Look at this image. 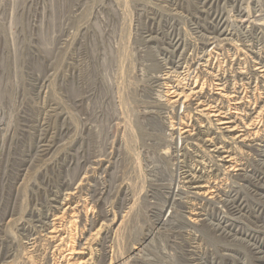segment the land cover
<instances>
[{"label":"rangeland","instance_id":"374dc122","mask_svg":"<svg viewBox=\"0 0 264 264\" xmlns=\"http://www.w3.org/2000/svg\"><path fill=\"white\" fill-rule=\"evenodd\" d=\"M263 70L264 0H0V264H264Z\"/></svg>","mask_w":264,"mask_h":264},{"label":"bare ground","instance_id":"6f19581e","mask_svg":"<svg viewBox=\"0 0 264 264\" xmlns=\"http://www.w3.org/2000/svg\"><path fill=\"white\" fill-rule=\"evenodd\" d=\"M260 73H263V78H264V70L263 71H261ZM195 91V90H194ZM173 92V91H172ZM198 93V92H197ZM172 94V93H171ZM193 95V92H192V90H191V92L190 93H188V94H177L175 97V99H174V104L176 103H179V101L181 100V99H183L184 101H187V99L189 98V97H191L190 95ZM196 94V93H195ZM216 94H218V93H216ZM218 95H221V94H218ZM228 95V94H227ZM223 96V95H222ZM225 96V95H224ZM194 97V96H193ZM204 97V96H203ZM223 98V97H222ZM226 98V97H225ZM233 100V99H232ZM172 103V102H171ZM235 103V102H234ZM238 104V103H237ZM236 104V105H237ZM199 107L201 108V110L199 111L200 113L199 114H201L202 116H206V117H208V118H210V119H213L217 124L216 125H218L219 126V129L221 130V131H223V132H225L228 136H230V139H232L233 140V138H241V136H243V135H239V131H238V126L236 125V120H235V118H233V117H226V116H222V114L223 113H221V111L219 112V111H216L215 110V112L210 108V106H208V104L206 105V104H203V102L201 101V102H199ZM236 109V108H235ZM261 113H263L264 114V105L262 106V108H261V111H260ZM236 113H237V111H236ZM227 115V114H226ZM235 117V116H234ZM237 118V117H236ZM213 120H211V121H213ZM251 126V125H250ZM240 128V127H239ZM247 128V127H246ZM250 127H248L246 130L248 131V129H249ZM238 135V136H237ZM243 138V137H242ZM244 139V138H243ZM210 140V139H209ZM211 141V140H210ZM243 142V141H242ZM225 151V149H224V147H216L215 148V150H214V152H216V153H218V154H221V153H223ZM213 152V151H212ZM226 152H224V154H225ZM226 156V155H225ZM230 157L231 156H226V157H224L225 159H227V160H225L226 161V163L228 162H230L231 161V159H230ZM199 189L197 192H198V194L199 195H204L206 192H204L201 188H203V187H196V189ZM205 188V187H204ZM208 192V191H207ZM69 206V205H68ZM72 219V218H71ZM70 223H72V221L70 222ZM58 230H57V228H56V226L55 225H53L52 226V228H51V230H50V232H48L49 233V237L50 238H54V237H58V233L59 232H57ZM48 237V238H49ZM57 239V238H56ZM61 239V238H60ZM59 239V240H60ZM52 240V239H51ZM71 240V239H70ZM62 242V241H61ZM67 245V244H66ZM81 246V245H80ZM68 252H69V255H72L74 252H76V250L73 248V247H70L69 245H68ZM79 254H81V253H79ZM68 255V256H69ZM63 264H71L70 263V261H68V258L66 259V260H64V263ZM72 264H87V260H83V259H76V261H74Z\"/></svg>","mask_w":264,"mask_h":264}]
</instances>
